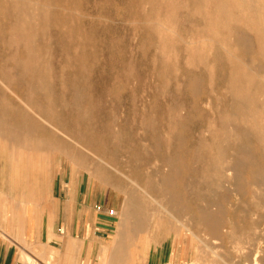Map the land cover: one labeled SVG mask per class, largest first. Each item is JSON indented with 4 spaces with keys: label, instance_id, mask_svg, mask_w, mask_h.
<instances>
[{
    "label": "rangeland",
    "instance_id": "obj_1",
    "mask_svg": "<svg viewBox=\"0 0 264 264\" xmlns=\"http://www.w3.org/2000/svg\"><path fill=\"white\" fill-rule=\"evenodd\" d=\"M0 7L5 152L22 153L15 142L30 140L39 171L51 163L54 178L95 180L117 198L119 210L107 208L115 227L105 247L116 252L106 264H125V254L127 264H145L148 242L178 236L189 244L185 264H264V181L252 184L254 168L264 180V0H0ZM126 214L133 229L116 236ZM202 216L218 221L217 234ZM35 256L27 262L56 264L53 255Z\"/></svg>",
    "mask_w": 264,
    "mask_h": 264
},
{
    "label": "crops",
    "instance_id": "obj_2",
    "mask_svg": "<svg viewBox=\"0 0 264 264\" xmlns=\"http://www.w3.org/2000/svg\"><path fill=\"white\" fill-rule=\"evenodd\" d=\"M4 133L0 123V264H29L26 259H35L38 252L53 255L56 264H101L108 252L105 240L115 227L105 211L119 210L117 198L102 192L95 180L84 186L82 176L54 178L51 163L48 170L39 171L30 140L15 143L22 153H6ZM97 205L103 211H97ZM186 241L178 236L148 242L145 264L190 262ZM114 255V250L107 254ZM128 256L123 255L125 264Z\"/></svg>",
    "mask_w": 264,
    "mask_h": 264
},
{
    "label": "bare ground",
    "instance_id": "obj_3",
    "mask_svg": "<svg viewBox=\"0 0 264 264\" xmlns=\"http://www.w3.org/2000/svg\"><path fill=\"white\" fill-rule=\"evenodd\" d=\"M18 1H19V0H18ZM254 1H255V0H254ZM11 2H12V0H11ZM1 3H2V2H1ZM13 5H14V2H13ZM8 6H9V5H8ZM10 7H11V6H10ZM0 8L2 9V7H0ZM3 9H4V8H3ZM7 10H8V9H7ZM2 11H3V10H2ZM14 11H15V10H14ZM10 12H11V8H10ZM5 13L7 14L8 12H5ZM0 14H1V13H0ZM11 15H12V14H11ZM13 18H14V17H13ZM54 21H55V18H54ZM60 21H61V20H60ZM16 22H17V21H16ZM9 23H10V22H9ZM0 24H1V23H0ZM57 24H58V23H57ZM1 25H2V24H1ZM8 25L10 26V24H8ZM8 25H7V26H8ZM15 25H16V24H15ZM68 25H69V24H68ZM71 25H72V24H70V26H71ZM2 26H3V25H2ZM7 26H6V27H7ZM9 26H8V27H9ZM58 26H59V25H58ZM68 27H69V26H68ZM67 29H68V28H67ZM74 29H75V27H74ZM4 30H5V29H4ZM6 33H7V32H6ZM6 33H5V34H6ZM80 33H81V32H80ZM237 33H238V32H237ZM239 34H240V33H239ZM6 35H8V34H6ZM233 35H234V34H233ZM72 36H73V35H72ZM10 37H11V36H10ZM13 37H14V36H13ZM74 37H75V35H74ZM87 37H88V36H87ZM235 37H236V35H235ZM244 39H245V38H244ZM85 40H86V39H85ZM240 40H241V39H240ZM12 41H13V40H12ZM241 41H242V40H241ZM85 42H86V41H85ZM237 42H238V44H239V41H237ZM30 43H31V41H30ZM79 44H80V43H79ZM244 45H245V44H244ZM86 47H87V45H86ZM24 51H25V50H24ZM24 51H23V52H24ZM24 53H25V52H24ZM78 53H79V52H78ZM2 54H3V53H2ZM19 54H20V53H19ZM245 55H246V54H245ZM1 56H2V55H1ZM246 56H247V55H246ZM223 57H224V56H223ZM223 57H222V59H223ZM240 57H241V56H240ZM248 57H249V56H248ZM1 59H2V58H1ZM242 60H243V59H242ZM247 61H248V60H247ZM224 63H225V62H224ZM3 65H4V63H3ZM10 65H11V63H10ZM7 66H8V64H7ZM16 69H18V68H16ZM1 70H2V69H1ZM20 70H21V69H20ZM3 71H4V68H3ZM260 71H261V70H260ZM16 72H18V71H16ZM263 72H264V71H263ZM4 73H7V72L4 71ZM14 73H15V71H14ZM23 73H24V72H23ZM8 74H9V73H8ZM11 74H12V73H11ZM34 75H35V74H34ZM256 76H257V75H256ZM244 82H245V81H244ZM224 87H225V86H224ZM226 87H227V86H226ZM227 89H228V88H227ZM41 93H42V92H41ZM41 93H40V94H41ZM42 94H43V93H42ZM210 96H211V95H210ZM206 97H208V96H206ZM233 98H234V97H232V99H233ZM217 99L219 100V98H217ZM206 100H207V99H206ZM212 100H214V99H212ZM253 100H254V98H253ZM200 102H201V101H200ZM214 102H215V101H214ZM214 102H213V103H214ZM252 102H253V101H252ZM52 103H53V102H52ZM218 103H219V102H218ZM40 104H41V103H40ZM40 104H39V105H40ZM53 104H54V103H53ZM214 104H215V103H214ZM63 105H64V104H63ZM228 108H229V107H228ZM2 109H3V107H2ZM27 109H28V108H27ZM195 109H196V106H195ZM197 109H198V108H197ZM3 111H4V110H3ZM196 111H197V110H196ZM197 113H199V112H197ZM33 119H35V117H34ZM35 121H36V120H35ZM35 123H36V122H35ZM205 126H206V125H205ZM204 128H205V127H204ZM204 128H203V129H204ZM107 129H108V128H107ZM247 129H248V128H247ZM8 130H9V129H8ZM87 130H88V129H87ZM252 130H254V129H252ZM84 131H85V130H84ZM180 131H181V130H180ZM11 132H12V131H11ZM17 132H18V131H17ZM17 132H16V133H17ZM87 132H88V131H87ZM9 133H10V132H9ZM36 133H37V132H36ZM83 133H84V132H83ZM89 133H90V132H89ZM89 133H88V134H89ZM177 133H178V132H177ZM179 133H180V132H179ZM179 133H178V134H179ZM37 134H38V133H37ZM38 135H39V134H38ZM38 135H37V136H38ZM34 136H35V135H34ZM37 136H36V138H37ZM41 136H42V134L40 135V137H41ZM88 136H89V135H88ZM90 136H91V135H90ZM92 137H93V136H92ZM94 137H95V136H94ZM94 137H93V139H94ZM99 137H100V136H99ZM33 138H35V137H33ZM38 138H39V137H38ZM42 138H43V137H41V140H42ZM100 138H101V137H100ZM44 139H45V138H44ZM93 139H92V140H93ZM98 139H99V138H98ZM197 139H198V138H197ZM197 139H196V140H197ZM33 140H34V139H33ZM47 140H48V142H49V139H47ZM92 140H91V141H92ZM198 140H199V139H198ZM12 141H13V140H12ZM42 141H43V140H42ZM51 141H52V140H51ZM87 141H88V140H87ZM178 141H179V139H178ZM46 142H47V141H46ZM179 142H180V141H179ZM195 142H196V141H195ZM15 143H16V142H15ZM13 144H14V143H13ZM194 144H195V143H194ZM256 144H257V143H256ZM29 145H30V143H29ZM32 145H33V144H31V147H32ZM50 145H51V144H50ZM88 145H89V144H88ZM178 145H179V144H178ZM195 145L197 146V145H199V144H195ZM25 146H26V145H25ZM179 146H180V145H179ZM199 146H200V145H199ZM199 146H198V147H199ZM230 146H231V145H230ZM38 148H39V147H38ZM194 148H195V146H194ZM200 148H201V147H200ZM29 149H30V148H29ZM31 149H32V148H31ZM197 149H198V148H197ZM258 149H259V148H258ZM232 150H233V149H232ZM255 150H256V149H255ZM259 150L261 151V149H259ZM191 151H192V150H191ZM198 151H199V150H198ZM198 151H197V154H198ZM260 151H258V152H260ZM102 152H103V151H102ZM194 152H195V151H194ZM201 152H202V151H201ZM201 152H200V153H201ZM232 152H233V151H232ZM242 152H243V150H242ZM252 152H253V151H252ZM98 153H99V151H98ZM205 153H206V152H205ZM233 153H234V152H233ZM233 153H232V154H233ZM235 153H236V152H235ZM244 153H245V152H244ZM247 153H249V152H247ZM191 154H192V153H191ZM194 154H196V152H195ZM207 154H208V153H207ZM260 154H261V153H260ZM201 155H202V154H201ZM233 155H234V154H233ZM237 155H239V154H237ZM241 155H243V154H241ZM166 156H167V155H166ZM197 156H198V155H197ZM244 156L249 157L247 154H244ZM254 156H255V155H254ZM254 156H253V158H254ZM168 157H169V154H168ZM180 157H181V156H180ZM193 157H194V156H193ZM202 157H203V156H202ZM205 157H206V155L204 156V159H205ZM207 157H209V156H207ZM228 157H230V156H228ZM240 157H242V156H240ZM261 157H262V155H261ZM171 158H172V157H171ZM173 158H174V157H173ZM221 158H222V157H221ZM200 159H201V157H200ZM200 159H199V156H198V160H199V161H200ZM227 159H228V158H227ZM231 159H232V158H231ZM239 159H240V158H239L238 156H236L235 160H233V163H232V160H231V163L233 164L231 169H234L235 166L238 165V163L241 162ZM248 159H249V158H248ZM156 160H157V159H156ZM163 160H164V159H163ZM174 160H175V158H174ZM180 160H182V159H180ZM196 160H197V158H196ZM202 160H203V159H202ZM202 160H201V161H202ZM225 160H226V159H225ZM252 160H253V159H252ZM154 161H155V158H154ZM158 161H159V160H158ZM164 161H166V160H164ZM169 161H170V159H169ZM175 161H176V160H175ZM201 161H200V162H201ZM248 161H249V160H248ZM254 161H255V159H254ZM260 161L262 162V160H260ZM263 161H264V159H263ZM161 162H162V161H161ZM173 162H174V161H173ZM181 162H182V161H181ZM219 162H220V160H219ZM221 162L224 163V161H221ZM243 162H244V161H243ZM82 163H83V162H82ZM150 163H151V162H150ZM166 163H167V162H166ZM166 163H165V164H166ZM202 163H204V162L202 161L201 164H202ZM231 163H230V164H231ZM250 163L254 164V163H256V162L251 161ZM152 164H153V163H152ZM245 164H246V163H245ZM162 165H163V164H162ZM222 165H223V164H222ZM239 165H240V164H239ZM243 165H244V164H243ZM255 165H256V164H255ZM261 165H262V163H261ZM165 166H166V165H165ZM165 166H164V168H165ZM174 166H175V165H174ZM215 166H216V165H215ZM228 166H229V164H228ZM241 166H242V165H241ZM262 166H264V165H262ZM262 166H261V167H262ZM156 167H157V165H156ZM156 167H155V170H156ZM178 167H179V166H178ZM251 167H253V166L251 165ZM255 167H256V166H255ZM151 168H153V167H151ZM167 168H168V167H167ZM213 168L215 169V167H213ZM216 168H218V167H216ZM244 168H245V167H244ZM244 168H243V171H244ZM258 168H259V167H258ZM263 168H264V167H263ZM165 169H166V168H165ZM194 169H195V168H194ZM254 169H255V168H254ZM254 169H252V170H253V171H252V176H253V182H252V184H253V183H256V184L258 185V184L262 183L264 180H263V178L261 177V176H262V175H261L262 173L259 174V171H260V170L258 169L259 171H257V170H254ZM148 170H149V169H148ZM162 170H163V171H162ZM162 170H161V171L164 172V169H162ZM161 171H160V172H161ZM229 171H230V170H229ZM240 171H241V170H239V171H238L239 173H237V174L240 175ZM149 172H150V171H149ZM165 172H166V171H165ZM165 172H164V173H165ZM171 172H172V171H171ZM171 172H170V173H171ZM192 172H193V171H192ZM216 172L219 173V172H221V171H220V170H217ZM231 172H232V171H231ZM249 172H250V171H249ZM155 173H156V171H155ZM164 173H163V174H164ZM176 173H177V172H176ZM213 173H214V171H213ZM233 173H234V172H232V175H233ZM244 173H245V172H244ZM263 173H264V172H263ZM177 174H178V173H177ZM187 174H188V173H186V175H187ZM189 174H190V173H189ZM203 174H204V173H203ZM241 174L243 175V172H241ZM245 174H247V172H246ZM160 175H161V174H160ZM167 175L169 176V174H167ZM167 175H164V178H166L165 176H167ZM171 175H172V174H171ZM178 175H181V174L179 173ZM194 175H195V174H194ZM213 175H214V174H213ZM221 175H222V174H221ZM224 175H225V173H224ZM224 175H223V177H224ZM226 175H228V174H226ZM234 175H235V174H234ZM234 175H233V176H234ZM141 176H142V175H141ZM161 176H162V175H161ZM161 176H160V177H161ZM168 176H167V177H168ZM187 176H188V175H187ZM190 176H191V175H190ZM202 176H204V175H202ZM216 176H217V175H216ZM247 176L249 177L250 175H247ZM127 177H128V176H127ZM153 177H154V176H153ZM153 177H152V178H153ZM158 177H159V176H158ZM170 177H172V176H170ZM182 177H184V176H182ZM193 177H194V176H193ZM217 177H218V176H217ZM225 177H226V176H225ZM227 177H228V176H227ZM229 177H230V176H229ZM229 177H228V178H229ZM263 177H264V176H263ZM161 178H162V177H161ZM164 178H163V180H164ZM234 178H236V177H234ZM238 178L241 179L240 177H238ZM249 178H250V177H249ZM249 178H248V179H249ZM156 179H157V177H156ZM171 179H173V178H171ZM179 179H180V178H179ZM214 179H216V178L214 177ZM223 179H224V178H223ZM239 179H238V181H239ZM243 179H244V178H243ZM146 180H149V181H150V179H148L147 176H146ZM160 180H161V179H160ZM163 180H162V181H163ZM180 180L182 181V179H180ZM180 180H179V182H180ZM205 180H206V183H207V178H206ZM225 180H226V179H225ZM244 180H245V179H244ZM249 180H250V179H249ZM104 181H105V180H104ZM115 181H116V180H115ZM117 181H118V180H117ZM154 181H155V180H154ZM165 181H166V180H165ZM217 181H218V180H217ZM217 181H216V182H217ZM118 182H120V181H118ZM147 182H148V181H147ZM159 182H160V181H159ZM212 182H213V181H212ZM218 182H219V181H218ZM226 182H227V181H226ZM232 182H233V181H232ZM239 182H240V181H239ZM151 183H152V182H151ZM176 183H177V182H176ZM206 183H205V184H206ZM221 183H222V181H221ZM228 183H229V180H228ZM237 183H238V182H237ZM241 183H242V182H241ZM119 184H120V183H119ZM124 184H125V183H124ZM124 184L122 183V186H123ZM156 184H158V183H156ZM161 184H163V183L161 182ZM169 184H170V183H169ZM169 184H167L166 186H168ZM203 184H204V183H203ZM203 184H202V185H203ZM212 184H213V183H212ZM216 184H217V183H216ZM216 184H215V185H216ZM218 184H219V183H218ZM244 184H245V183H244ZM247 184H249V183H247ZM128 185H129V184H128ZM131 185H132V184H131ZM151 185H152V184H151ZM173 185H175V184H173ZM173 185L171 184V187H172ZM181 185H182V184H181ZM200 185H201V184H200ZM215 185H213V186H215ZM220 185H221V184H220ZM238 185H239V184H238ZM238 185H237V186H238ZM241 185H242V184H240L239 186H241ZM245 185H246V184H245ZM250 185H251V183H250ZM250 185H249V187H251ZM253 185L256 186L255 184H253ZM118 186H119V185H118ZM122 186H121V189H122ZM126 186H127V185L125 184L124 187L127 188ZM138 186H140V185H138ZM148 186H150L149 183H148ZM152 186H153V185H152ZM163 186H164V188H166L165 185H163ZM163 186H162V187H163ZM169 186H170V185H169ZM204 186L207 187L206 185H204ZM216 186H217V185H216ZM235 186H236L235 184L232 185V188L235 187ZM237 186H236V189H234V190H235V191L238 190V189L241 190V188H238V189H237ZM254 186H253V187H254ZM258 186H259V185H258ZM258 186H257V187H258ZM116 187H117V186H116ZM134 187H136V186H134ZM143 187H145L144 183H143ZM143 187H141V188H143ZM173 187H174V186H173ZM182 187H183V186H182ZM182 187H181V188H182ZM247 187H248V185H247ZM119 188H120V187H119ZM145 188H148V187H145ZM200 188L202 189L203 187H200ZM242 188H243V187H242ZM245 188H246V187H245ZM260 188H261V187H260ZM263 188H264V185H263ZM117 189H118V187H117ZM128 189H129V187H128ZM128 189H127L126 192H128ZM148 189H151V188H148ZM155 189H156V187H155ZM167 189H169V188H167ZM173 189H174V188H173ZM206 189H207V188H206ZM132 190H133V189H132ZM156 190H157V189H156ZM156 190H155V191H156ZM160 190H161V189H160ZM164 190H165V189H164ZM169 190H172V189H169ZM183 190H185V189H183ZM203 190H204V189H203ZM203 190H202V191H203ZM207 190H208V189H207ZM243 190H244V189H242L241 192H245V191H246V190H244V191H243ZM143 191H144V190H143ZM151 191H152V190H151ZM166 191H168V190H166ZM172 191H173V190H172ZM204 191H205V190H204ZM235 191H232V192L234 193ZM261 191H262V193H263L264 189H263V190L261 189ZM149 192H150V191H149ZM158 192H160V191H158ZM168 192H169V191H168ZM170 192H171V191H170ZM170 192H169V194H170ZM181 192H182V191H181ZM185 192H186V191H185ZM239 192H240V191H239ZM241 192H240V193H241ZM251 192H252V191H251ZM144 193H145V191H144ZM152 193H153V192H152ZM177 193H178V192H177ZM199 193H202V192H199ZM248 193H249V192H248ZM146 194H147V193H146ZM154 194H155V193H154ZM156 194H157V192H156ZM156 194H155V195H156ZM167 194H168V193H167ZM171 194H172V193H171ZM244 194H245V193H244ZM244 194H243V195H244ZM263 194H264V193H263ZM128 195H129V194H128ZM133 195H134V194H133ZM142 195H143V194H142ZM147 195H148V194H147ZM149 195H150V194H149ZM179 195H180V194H179ZM202 195H203V194H202ZM250 195H251V194H250ZM250 195H249V196H250ZM252 195H253V194H252ZM168 196H169V195H168ZM171 196H172V195H171ZM173 196H174V195H173ZM173 196H172V197H173ZM177 196H178V195H177ZM200 196H201V195H200ZM240 196H241V195H240ZM249 196H248V197H249ZM256 196H258V194H257ZM259 196H260V195H259ZM259 196H258V198H259ZM263 196H264V195H263ZM133 197L135 198L136 195L133 196ZM148 197H149V196H148ZM150 197H151V196H150ZM153 197H154V195H153ZM166 197H167V196H166ZM174 197H175V196H174ZM180 197H181V196H180ZM222 197H223V196H222ZM224 197H226V196L224 195ZM242 197H243V196H242ZM253 197H254V196H253ZM261 197H262V195H261ZM134 198H133V199H134ZM161 198H162V197H161ZM167 198H170V197H167ZM176 198H178V197H176ZM176 198H175V199H176ZM184 198H185V197H184ZM199 198H200V197H199ZM202 198H203V197H202ZM239 198H241V197H239ZM254 198H256V197H254ZM263 198H264V197H263ZM128 199H129V198H128ZM131 199H132V197H131ZM150 199H151V198H150ZM152 199H153V198H152ZM185 199H186V198H185ZM200 199H201V198H200ZM203 199H204V198H203ZM226 199H227V197L225 198V200H226ZM247 199H250V198H247ZM247 199H246V200H247ZM256 199H257V198H256ZM129 200H130V199H129ZM146 200H147V198H146ZM146 200H145V201H146ZM157 200H158V199H157ZM161 200H162V199H161ZM167 200H168V199H167ZM169 200H170V199H169ZM178 200H179V199H178ZM201 200H202V199H201ZM223 200H224V199H223ZM239 200H240V199H239ZM241 200H242V199H241ZM241 200H240V201H241ZM147 201H148V200H147ZM150 201H152V200H150ZM181 201H182V200H181ZM189 201H190V200H189ZM189 201H188V202H189ZM249 201H250V200H249ZM259 201H260V200H259ZM127 202H128V201H127ZM131 202H133V201H131ZM152 202H153V201H152ZM159 202H160V201H159ZM167 202H168V201H167ZM170 202H171V200H170ZM184 202H185V201H184ZM188 202H187V203H188ZM199 202H200V201H199ZM203 202H204V201H203ZM205 202H206V201H205ZM244 202L246 203V201H244ZM250 202H251V201H250ZM179 203H180V202H179ZM187 203H186V204H187ZM196 203H197V202H196ZM216 203H217V202H216ZM216 203H215V204H216ZM260 203H261V202H260ZM138 204H139V203H138ZM145 204H146V203H145ZM165 204H166V203H165ZM165 204H164V205H165ZM169 204H170V203H169ZM180 204H181V203H180ZM204 204H205V203H204ZM207 204H208V203H207ZM207 204H206V205H207ZM210 204H211V203H210ZM263 204H264V203H262V205H263ZM131 205H132V204H131ZM150 205H151V204H150ZM156 205H157V201H156ZM171 205H172V207H174L173 204H171ZM171 205H170V206H171ZM174 205H175V203H174ZM177 205H179V204H177ZM196 205H197V204H196ZM200 205H201V204H200ZM218 205H219V203H218ZM249 205H250V204H249ZM252 205H253V204H252ZM128 206H129V204H128ZM152 206H153V205H152ZM152 206H151V207H152ZM158 206H159V205H158ZM170 206H169V207H170ZM181 206H182V205H181ZM194 206H195V205H194ZM211 206L213 207L212 204H211ZM219 206H220V205H219ZM122 207H123V206H122ZM136 207L138 208L139 206L136 205ZM148 207H149V206H148ZM155 207H156V206H155ZM162 207H164V206H162ZM162 207H161V208H162ZM195 207H197V206H195ZM252 207H254V206H252ZM127 208H128V207H127ZM130 208H131V207H130ZM130 208H129V209H130ZM132 208H134L133 205H132ZM179 208H180V207H179ZM183 208H184V207H183ZM210 208H211V207H210ZM215 208H216V206H215ZM157 209H158V208H157ZM177 209H178V208H177ZM196 209H199V208H196ZM127 210H128V209H127ZM132 210H133V209H132ZM154 210H155V209H154ZM163 210H166V209L164 208ZM199 210H201V209H199ZM204 210H205V209H204ZM240 210H241V208H240ZM121 211H122V210H121ZM139 211H140V210H139ZM166 211H167V210H166ZM188 211H189V210H188ZM201 211L203 212V210H201ZM201 211H200V212H201ZM219 211H220V210H219ZM224 211H225V210H224ZM224 211H223V212H224ZM127 212H131V211L129 210V211H127ZM162 212H163V211H162ZM194 212H195V211H194ZM197 212H199V211H197ZM204 212H205V211H204ZM204 212H203V214H204ZM220 212H221V211H220ZM223 212H221V214H223ZM121 213H123V212H121ZM154 213H155V212H154ZM163 213H166V212H163ZM174 213H175V212H174ZM185 213H186V212H185ZM195 213H196V212H195ZM127 214H128V213H127ZM127 214H126V215H127ZM130 214H131V213H130ZM141 214H142V213H141ZM143 214H144V213H143ZM171 214H173V213H171ZM196 214H197V213H196ZM206 214H207V213H206ZM206 214H205V215H206ZM224 214H227V213L225 212ZM131 215H132V214H131ZM138 215H139V213H138ZM156 215H157V214H156ZM168 215H170V214H168ZM181 215H182V214H181ZM181 215H180V216H181ZM183 215H185V214H183ZM186 215H189V214H186ZM191 215H192V214H191ZM142 216H143V215H142ZM165 216H167V215H165ZM170 216H171V215H170ZM173 216H175V214H173ZM223 216H224V217H227V216H225V215H223ZM148 217H149V216H148ZM158 217H160V216H158ZM177 217H178V216H177ZM192 217H193V216H192ZM216 217H217V216H216ZM219 217H220V216H219ZM219 217H217V219H218ZM262 217H263V215H262ZM131 218H134V216H132ZM135 218H136V217H135ZM135 218H134V219H135ZM138 218H139V217H138ZM162 218H165V217H163V215H162ZM172 218H174V217H172ZM181 218H183V217H181ZM193 218H196V217H193ZM212 218H213V217H210V216H202L200 219H201L202 221H204L205 224H208V226H209V228H210V230H211V232H212L213 234H214V233L217 234L218 221H217V220H214V219H212ZM228 218H229V217H228ZM231 218H232V217H231ZM263 218H264V217H263ZM263 218H262V219H263ZM136 219H137V218H136ZM153 219H154V218H153ZM168 219H170V218H168ZM179 219H180V218H179ZM139 220H140V218H139ZM144 220H147V219L144 218ZM156 220H157V219H156ZM162 220H163V219H162ZM162 220H161V221H162ZM172 220H173V219H171V221H172ZM174 220H175V219H174ZM174 220H173V221H174ZM176 220H177V219H176ZM229 220H230V219H229ZM234 220H236V219H234ZM237 220H238V219H237ZM118 221H119V220H118ZM134 221H135V220H134ZM140 221H141V220H140ZM148 221H149V220H148ZM152 221H153V220H152ZM222 221H223V219H222ZM138 222H139V221L134 222V224H135V223H138ZM168 222H169V221H168ZM193 222H194V220H193ZM193 222H192V223H193ZM233 222H234V221H233ZM238 222H239V221H238ZM259 222H260V221H259ZM175 223H177V221L174 222V224H175ZM180 223H181V222H180ZM223 223H224V222H223ZM234 223H235V222H234ZM241 223H246V222H243V221H242ZM241 223H240V224H241ZM263 223H264V222H263ZM142 224H143V223H142ZM150 224H151V223H150ZM219 224L222 225V223H219ZM224 224H225V223H224ZM230 224H231V223H230ZM238 224H239V223H238ZM130 225H131V223H130V217H129L128 215H127V216L123 215V218H122L121 221L117 224L116 236H121L122 234H124V233H126V232L128 233V230H129ZM181 225H182V223H181ZM243 225H244V224H242V226H243ZM254 225H255V224H254ZM258 225H260V224H258ZM258 225H257V226H258ZM176 226H177V225H176ZM193 226H194V225H193ZM222 226H223V225H222ZM229 226H230V225H229ZM131 227H132V225H131ZM135 227H136V225H135ZM179 227H180V226H179ZM179 227H176V229H178ZM193 228H195V227H193ZM221 228H223V227H221ZM235 228H236V227H235ZM246 228H247V225H246ZM131 229H133V227H132ZM134 229H135V228H134ZM219 229H220V227H219ZM262 229H263V228H262ZM139 230H140V229H138V231H139ZM149 230H150V229H149ZM172 230H173V228H172ZM179 230H180V229H179ZM179 230H177V231L175 230V232L177 233ZM185 230H186V229H185ZM187 230H188V229H187ZM193 230H194V229H193ZM201 230H202V229H201ZM220 230H222V229H220ZM228 230H229V229H228ZM259 230H261V229L259 228ZM263 230H264V229H263ZM263 230H262V231H263ZM170 231H171V230H170ZM132 232H133V231H132ZM139 232H140V231H139ZM173 232H174V231H173ZM188 232H189V230H188ZM192 232H193V231H192ZM220 232H221V231H220ZM222 232H224V231H222ZM194 233H195V232H194ZM237 233H238V232H237ZM248 233H249V232H248ZM251 233H253V232H251ZM147 234H148V233H147ZM170 234H171V233H170ZM192 234H193V233H192ZM192 234H191V235H192ZM213 234H212V235H213ZM239 234H240V233H239ZM244 234H246V233H244ZM263 234H264V233H263ZM133 235H134V234H133ZM193 235H194V234H193ZM218 235H219V234H218ZM228 235H229V234H228ZM216 236H217V235H215V237H216ZM223 236H224V235H223ZM246 236H249V235L247 234ZM246 236H244V237H246ZM134 237H135V236H134ZM186 237H187V236H186ZM224 237H225V236H224ZM224 237H223V238H224ZM249 237H250V236H249ZM252 237H253V235H252ZM216 238H217V237H216ZM218 238H219V237H218ZM225 238H227V237H225ZM228 238H229V237H228ZM246 238H247V237H246ZM255 238H256V237H255ZM258 238H259V237H258ZM258 238H257V239H258ZM262 238H264V237H262ZM220 239H222L221 236H220ZM235 239H236V238H235ZM253 239H254V238H253ZM257 239H255V240H257ZM260 239H261V238H260ZM118 240H119V239H118ZM215 240L217 241V239H215ZM227 240L229 241V239H227ZM233 240H234V238H233ZM233 240H232V241H233ZM243 240H244V239H243ZM261 240H262V239H261ZM223 241H224V240H223ZM225 241H226V239H225ZM241 241H242V240H241ZM248 241H249V239H248ZM131 242H132V241H131ZM230 242H231V241H230ZM242 242H243V241H242ZM242 242H240L241 245H242ZM257 242H258V241H257ZM114 243H115V242H114ZM225 243H226V242H225ZM232 243H233V242H231V245H232ZM240 243H238V244H240ZM253 243H254V242H253ZM255 243H256V242H255ZM200 244H201V243H200ZM221 244H222V243H221ZM228 244H229V243H228ZM233 244H235V240H234V243H233ZM261 244L264 245V243H261ZM115 245H116V244H115ZM206 245H207V244H206ZM217 245H218V244H217ZM226 245H227V244H226ZM244 245H246V244H244ZM257 245H259V244H257ZM257 245H254V246H257ZM215 246H216V245H215ZM221 246H222V245H221ZM198 247H199V245H198ZM204 247H205V245H204ZM204 247H203V248H204ZM207 247H208V246H207ZM226 247H227V246H226ZM230 247H231V246H230ZM242 247H243V246H242ZM259 247H260V245H259ZM221 248H222V247H221ZM250 248H251V247H250ZM262 248H264V247H262ZM113 249H114V248H113ZM208 249H209V248H208ZM210 249H211V248H210ZM229 249H230V248H229ZM232 249H233V248H232ZM236 249H237V248H236ZM236 249H234V250H236ZM238 249H240V247H239ZM243 249H244V248H243ZM260 249H261V248H260ZM204 250H205V248H204ZM224 250H225V249H224ZM226 250H227V249H226ZM226 250H225V252H226ZM241 250H242V249H241ZM256 250H258V249L256 248ZM114 251L116 252V250H114ZM121 251H122V250H121ZM121 251H120V253H121ZM200 251H201V248H200ZM202 251H203V250H202ZM202 251H201V252H202ZM242 251H243V250H242ZM246 251L248 252V250H246ZM262 251H263V250H262ZM196 252H198V251H196ZM204 252H205V251H204ZM208 252H210V251L208 250ZM208 252H207L206 255H208ZM234 252H235V251H234ZM239 252H241V251H239ZM243 252H244V251H243ZM257 252H258V251H257ZM212 253H214V251H213ZM229 253H230V252H229ZM231 253H232V252H231ZM261 253H262V252H261ZM113 254H114V253H113ZM116 254H117V253H116ZM204 254H205V253H203V256H206V255H204ZM254 254H255V253H254ZM258 254H259V253H258ZM214 255H216V253H215ZM230 255H231V254H230ZM234 255H235V254H234ZM260 255H261V254H260ZM116 256H117V255H116ZM201 256H202V255H201ZM208 256H209V255H208ZM216 256H217V255H216ZM243 256H244V254H243ZM245 256H247V255H245ZM206 257H207V256H206ZM218 257H219V255H218ZM230 257H231V256H230ZM237 257L239 258L238 255H237ZM249 257H250V256H248V258H249ZM252 257H253V256H252ZM252 257H251V258H252ZM199 258H200V257H199ZM242 258H243V257H242ZM263 258H264V255H263ZM111 259H112V257H111ZM203 259H204V258H203ZM206 259H207V258H206ZM206 259H205V260H206ZM219 259H221V258H219ZM252 259H253V258H252ZM107 260H108V259H107ZM116 260H117V258H116ZM195 260H196V259H195ZM239 260H240V259H239ZM253 260H254V259H253ZM257 260H258V259H257ZM200 261H201V260H200ZM221 261L224 262L223 259H221ZM226 261H227V260H226ZM249 261H250V260H249ZM251 261H252V260H251ZM255 261H256V259H255ZM111 262H112V261H111ZM111 262H110V263H111ZM205 262H206V261H205ZM223 262H222V264H225V263H223ZM239 262H240V261H239ZM257 262H258V261H257ZM233 263H234V260H233ZM235 263H237V261H236ZM251 263H252V262H251ZM251 263H250V264H251ZM101 264H106V256H105L104 258H102V260H101ZM119 264H120V263H119ZM123 264H124V263H123ZM126 264H127V262H126ZM194 264H195V263H194ZM196 264H197V263H196ZM198 264H199V263H198ZM204 264H205V263H204ZM220 264H221V263H220ZM226 264H227V263H226ZM246 264H247V263H246ZM254 264H256V263H254ZM258 264H259V263H258Z\"/></svg>",
    "mask_w": 264,
    "mask_h": 264
},
{
    "label": "built area",
    "instance_id": "obj_4",
    "mask_svg": "<svg viewBox=\"0 0 264 264\" xmlns=\"http://www.w3.org/2000/svg\"><path fill=\"white\" fill-rule=\"evenodd\" d=\"M95 209H96L97 211H99V212L103 211V207H102L101 205H97V206L95 207ZM105 212H106V214H107L108 216H114V215H115L113 209H106Z\"/></svg>",
    "mask_w": 264,
    "mask_h": 264
}]
</instances>
